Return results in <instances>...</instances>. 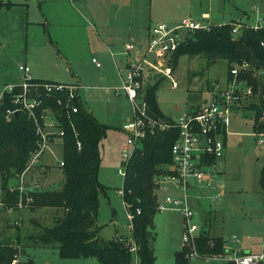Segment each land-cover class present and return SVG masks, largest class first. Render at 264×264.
Instances as JSON below:
<instances>
[{
  "label": "rangeland",
  "instance_id": "1",
  "mask_svg": "<svg viewBox=\"0 0 264 264\" xmlns=\"http://www.w3.org/2000/svg\"><path fill=\"white\" fill-rule=\"evenodd\" d=\"M174 2L175 0H156L161 6L155 7V12L163 6H170L169 3L175 4ZM74 4L76 7L68 4L67 0L55 4L51 7V12L59 10L63 15L51 19L49 24L42 21L31 26L20 9L10 11L4 7L0 10V84L18 81L21 77L19 65L28 61L30 67L41 68V71L50 74V77L45 75V78H68L71 76L68 69L70 66L76 75L82 77L84 85L104 86L103 89L85 92L84 107L88 110L90 104L99 121L109 126L106 137L100 143L99 173L101 182L109 186V196L100 194L101 206L97 223L101 227L100 238L110 240L116 236L117 229L121 230L130 224L120 193L124 180L117 171L123 168L121 153L127 141V133L121 128L127 113L133 118V109L131 102L119 98L113 90L106 88L119 84L120 78L110 51L97 39L96 30L89 21L98 28L99 22L93 17L88 21L91 4L86 6L79 0ZM253 4L255 0H197L192 10L197 18H201L202 12H210L212 22L227 23L238 17L242 10L250 9ZM44 12L47 13L45 8ZM101 13V19L109 14L103 11ZM33 17L34 15H28L29 20H34ZM144 40L146 44L147 37ZM93 58L102 66L98 67ZM176 68L171 75L172 79L160 74L148 76L147 85L163 79L157 91V101L165 110L176 111L175 107L187 110L196 91L201 90L196 94V98L201 100L205 87H208L207 81H218L224 86L229 72L227 60H210L204 55L181 56ZM253 101H246L245 109L236 110L229 116V132L234 134L231 135L226 163L221 159L217 169H213V186L200 185L202 192L209 195L210 199L206 201L209 205L194 197L197 214L193 221L204 225L209 218L210 235L229 239L230 244L233 240L246 243L264 241V196L259 182L264 163V144H258L260 137L254 135L256 110L250 108ZM48 153L49 150L45 152L44 158H49ZM56 158L59 160L58 156ZM46 167L47 165H43L36 168L38 173L34 181H41L48 190L61 189L64 183L62 170L55 167L51 173L39 177L40 171L47 172ZM11 182L15 183V180L12 179ZM1 183L0 177V186ZM3 191L0 190V201ZM218 192H221L220 197L214 198ZM167 193L169 191L158 190L159 200L163 201ZM61 214V209L49 206H30L22 210L1 209L0 242H14L20 251L21 261L32 258L37 264H81L85 261L84 264H87L95 259L63 258L57 244L42 245L36 241L34 237L42 228L52 226ZM152 232L154 237L151 245L157 256L156 264H175V253L183 244L182 215L174 210L158 211L154 216ZM252 248L259 251L261 245H254ZM229 256L225 251L223 257H194L188 264H230Z\"/></svg>",
  "mask_w": 264,
  "mask_h": 264
},
{
  "label": "trees",
  "instance_id": "2",
  "mask_svg": "<svg viewBox=\"0 0 264 264\" xmlns=\"http://www.w3.org/2000/svg\"><path fill=\"white\" fill-rule=\"evenodd\" d=\"M3 2L0 1V8ZM233 23H213L210 28L190 32L187 39L171 57L172 69H176L181 56L204 55L210 60L223 58L229 68L233 63L247 61L251 69L241 74L260 89L261 105L252 104L256 110L254 129L264 132L261 113L264 109V75L255 76V70L264 71V30L243 29L241 35L234 37ZM262 78V79H261ZM157 79L146 88V98L152 112L159 117L169 118L157 101V91L162 82ZM58 96V94H57ZM53 109L59 112L65 134L62 138L63 187L56 190L33 192L32 207H56L62 214L52 226H45L34 237L42 245L57 244L63 258L94 257L100 264H135L134 253L120 237L103 240L99 236L98 216L101 206L100 194H106L107 187L99 180L101 166L100 143L106 137L109 126L100 122L87 110L83 103L75 100L77 112H69L65 102L46 98ZM225 133V132H224ZM177 129L149 131L127 166L124 180L123 200L133 214L132 239L137 246L138 264H155L156 254L151 245L154 216L157 210V184L155 175L161 167L172 162L171 148L178 137ZM39 136L35 123L25 111L13 115L9 120L6 106L0 108V177L2 201L0 210L16 206L18 193L11 192L9 183L21 173L37 147ZM81 142V147L78 146ZM47 167L45 168V170ZM260 187L264 196V163L260 170ZM138 209L141 212L138 213ZM211 222H206L198 238V250L202 254L225 251V239L210 235ZM207 228V232L204 229ZM214 244L211 245L210 241ZM24 251V249H22ZM190 249L183 246L175 253V264H188ZM16 254H20L14 242H0V264H11ZM20 264H37L28 258Z\"/></svg>",
  "mask_w": 264,
  "mask_h": 264
},
{
  "label": "built area",
  "instance_id": "3",
  "mask_svg": "<svg viewBox=\"0 0 264 264\" xmlns=\"http://www.w3.org/2000/svg\"><path fill=\"white\" fill-rule=\"evenodd\" d=\"M209 23L190 16L183 17L175 25L158 23L152 26L150 37L139 59L128 62L121 73V84L118 93L124 94L131 102L133 118L124 125L127 131V141L122 149L123 168L118 169V174L125 180L127 166L134 153L143 146V141L149 131L177 129L179 134L172 145V162L161 167L155 175L158 190L169 191L176 189L178 192H169L163 201L157 200V210L178 211L183 217V245L190 249L189 258L194 257H223L225 251L230 256V264H264V241L259 251H237L234 248L219 253L202 254L198 250V238L203 225L193 221L196 210L193 201V192L200 185L213 186L214 172L225 154L223 134L229 124V116L237 105L244 101L254 100L253 103L261 105L260 89L241 74L251 69V64L243 61L241 64L233 63L229 68L230 79L224 88L217 83L212 84L209 96L187 110H181L173 118L156 116L150 109L146 98L148 76L163 74L172 79L171 57L187 39L190 32L197 29L210 28ZM243 29L264 30V8L259 5L251 6L243 18L233 23V35H241ZM264 45V42H262ZM134 44H126L125 54L136 49ZM93 61L100 66L95 58ZM19 69L22 79L19 82L0 84V108L6 106V115L10 120L13 115L25 111L35 123L36 134L39 136L37 147L32 151L25 169L15 176V183L10 182L8 188L11 192L18 193L16 206L8 210L24 209L34 202L33 192L43 190L40 182H31L33 170L42 161L45 152L50 149L54 138L62 139L65 130L61 122V114L55 111L45 99H57L58 103L65 102L69 112H77L78 106L74 103L80 100L79 89L81 83H65L43 81L34 78L29 64L21 63ZM264 74L263 70H255L254 75ZM58 94V96H57ZM264 98V95H263ZM252 103V104H253ZM264 121V109L261 113ZM259 143H264V133L260 134ZM79 148L81 142L78 141ZM63 161L61 165H63ZM0 190L1 186H0ZM124 195V186L120 190ZM221 192L215 197H220ZM126 213L133 231V214L125 204ZM141 209H138V213ZM130 246L134 253L135 264H138L137 246L132 237H120ZM211 245L214 242L210 241ZM20 254H16L11 264H20Z\"/></svg>",
  "mask_w": 264,
  "mask_h": 264
},
{
  "label": "crops",
  "instance_id": "4",
  "mask_svg": "<svg viewBox=\"0 0 264 264\" xmlns=\"http://www.w3.org/2000/svg\"><path fill=\"white\" fill-rule=\"evenodd\" d=\"M63 1L64 0H15V1L7 0V1H2L3 6L0 8V10L3 9L4 7L9 9L10 11L20 9L23 12V14H25V17L27 18V23L30 26L33 23H42V21H45L47 24H49L51 22V19L54 20L55 17H58V16L64 14L59 10L51 12V7L55 6V4L58 5V3L59 4L63 3ZM75 1H78V0H67L68 4H71L73 7H76L74 4ZM195 1H197V0H178V3H177V0H175V2H174L175 4L169 3L170 6H168V5L163 6L162 9H160L163 12V13H161L160 10L155 12V7L160 8V6H161L159 3L158 4L156 3V0H96V1H94V0H79V2L83 5L87 6V4H89V3L91 4V6H90L91 14H90V16L87 17L88 21L91 20L93 17L99 22L100 26L98 28L95 25L93 26L91 21H89L90 25L94 28V30H96L97 39L100 40L101 43L110 51V54H111V56H112V58L116 64V67L118 70V74H119V78H120L119 84L112 85V86H106V88L113 90L115 92V94L117 96H119V98L126 100V101H129V99L124 94L117 92V88L121 84V75H120L121 71H120V69H122V71H123V68H125V66L128 62H132V61L139 59V57L141 56V53L143 52L145 45L147 44V43L146 44L144 43V41H145L144 39H146V37H147V42H148V39L150 37V30H151L152 26H154L158 23H168L170 25H175L179 21H181V19L183 17H186V16H190V17H193L195 19H198V20L202 21L203 23H209L210 25L213 24L214 22H212L210 19V17H211L210 12H202L201 18H197L196 16H194L192 9H193V5H194ZM256 4H259L264 8V0H255V4H253V5H256ZM44 8L46 9L47 13L44 12ZM250 9H251V7H250ZM250 9L242 10L240 12V14L238 15V17L232 19L230 22L234 23V22L240 20L241 18L244 17L245 13L247 11H249ZM101 11L109 13L105 19L104 18L101 19V17H102ZM28 15H34V17H33L34 20H29ZM82 16L85 17V15H82ZM35 21H37V22H35ZM221 23H224V22H219L218 24H221ZM128 43L134 44L137 47H136V49H134L133 51H130V53H128L126 55L125 54L126 44H128ZM118 56H120L119 59H118ZM64 57H67V56H64ZM25 63L29 64L28 61L27 62L25 61ZM101 66L102 65H100L98 67H101ZM68 69L71 73V76L68 78L58 79L55 76H53L55 78H48V77L45 78V75H48L50 77V74L45 72V71H41L42 70L41 68H37V67L33 68V66L31 65L32 75L34 76V78H36L38 80L53 81V82H65V83H78V82L81 83V88L79 89L78 93H79L80 101L83 103V105L85 102L84 96H85L86 91L90 92V91L95 90V89H103L104 88L103 85H98V86L84 85L82 77L79 75H76L70 66L68 67ZM176 69H174V70L172 69V74L174 73V71ZM40 75H42V76H40ZM160 75H162V77L165 76L163 74H160ZM21 79H22V74H21L20 79L18 81H14V82H19V81H21ZM229 79H230V75L228 72L226 84L224 86H221L218 83V81L217 82L207 81L206 84H208V87L207 86L205 87L206 90L204 92V95H202V97L200 98L201 100L196 98V94H198L201 90L196 91L195 94H193V101L191 103H189L190 105L188 106V108H191L197 104H200L204 100H206V98H208V96H209V91L211 89L212 84L217 83L221 88H224L227 85ZM103 80L105 81L106 78H104ZM155 81H153V82H155ZM172 81H173V83H175L174 79ZM153 82H150V84H152ZM85 89H88V90H85ZM245 106H246V102L244 101L243 103L237 105L231 114H233L234 111H236V110L245 109ZM159 107L170 118L171 117L175 118L179 114V112L181 111V107H175L176 108L175 110L178 112L177 114H176V111H174V110H165V108L161 104H159ZM250 108H251V106H250ZM88 110L90 112H92L95 115V117L98 119L97 115L93 111V108L91 107L90 104L88 105ZM130 119H131V115L129 113H127L125 116V121L123 122V125L121 128L126 133H127V131L124 129V125ZM254 121H255V118H254ZM254 133H255L254 135L256 137H261L260 134H262L264 132L255 131ZM232 134H234V133H232L231 131L229 132V127H227L226 132L223 134V139L225 142V154L223 157L224 163H226V159L228 156L227 150L231 147V143H230L231 141L230 140L232 138L231 137ZM127 135H128V133H127ZM258 144H260L259 139H258ZM62 149H63L62 139L54 138L52 143H51L50 149H49V153H48L49 158L47 159L46 157L44 158V156H43L41 164H40V166H38L40 168L43 165H47V172L43 173L42 171H40L39 173L41 174V176L39 175V177H42V174L51 173L55 169V167H58V169L61 170V168H62L61 162H62V154H63ZM57 156L59 157V160L56 158ZM37 173L38 172L35 169L33 171L31 178H30L31 182H33V183L36 182V180L34 181V178L36 177ZM99 173H100V171H99ZM99 180H100V178H99ZM100 182H101V180H100ZM40 183L42 184L41 181H40ZM101 183L107 187L106 194H104V195L108 197L109 196L108 195L109 186L104 184L103 182H101ZM42 187H43V185H42ZM43 188L47 189V186H45ZM157 191H158V189H157ZM169 192H172L173 194H175L178 191L176 189L175 190L171 189V190H169ZM193 194H194L193 201H194V197H195V200L202 201L206 205H209L208 203H206L207 199H210L209 195H205L202 192L200 186H198L196 188V190L193 192ZM194 206L197 207V205L195 204V201H194ZM207 221L211 222L209 218L206 220V222ZM124 227L121 230L117 229V233H116L115 237H126V238L131 237L132 230L130 229V225L124 226ZM210 231H211V226H210ZM262 243L261 242L246 243V242L241 241V240H239V241L233 240V243L230 244L229 239H225L226 248H228V249L234 248L237 251H244V252L256 251L252 247L254 245H259V247H260V245H261V248H262ZM183 246L184 245L182 244L180 250L182 249ZM230 246H232V247H230ZM261 248L259 250H261ZM154 252H155V250H154ZM156 259H157V256H156ZM85 260H87V259H85ZM85 262H81V264H84ZM46 264H48V263H46ZM71 264H75V263H71ZM87 264H100V263H98L97 259L95 258V259H92L91 261H88ZM155 264H156V262H155Z\"/></svg>",
  "mask_w": 264,
  "mask_h": 264
},
{
  "label": "water",
  "instance_id": "5",
  "mask_svg": "<svg viewBox=\"0 0 264 264\" xmlns=\"http://www.w3.org/2000/svg\"><path fill=\"white\" fill-rule=\"evenodd\" d=\"M204 231L207 232V228H205Z\"/></svg>",
  "mask_w": 264,
  "mask_h": 264
}]
</instances>
